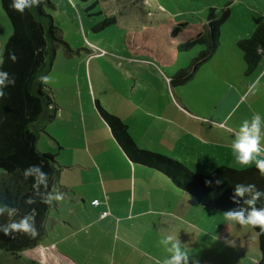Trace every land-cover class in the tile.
Here are the masks:
<instances>
[{
	"label": "rangeland",
	"instance_id": "rangeland-1",
	"mask_svg": "<svg viewBox=\"0 0 264 264\" xmlns=\"http://www.w3.org/2000/svg\"><path fill=\"white\" fill-rule=\"evenodd\" d=\"M49 1L52 6H46L45 11L52 16L69 50L62 45L57 49L45 76L49 81L44 83L58 110L45 132L39 133L40 152L57 151V147L51 149L50 139L57 134L60 146H67L55 156L58 163L65 155L77 162L75 153L82 151L76 147L85 142L91 147L98 142L101 151L112 156L109 137H113L96 108L98 103L128 124L139 148L149 140L150 150L178 159L199 173H208L219 164L238 166L231 149L212 147L218 139L221 143H225L226 136L230 139L223 126L212 122L224 120L239 128L254 113L264 116V59L247 73L236 44L251 34L257 20L264 19V0ZM225 6L230 15L220 27L219 44L212 56L194 69L199 54L209 49L208 43H197L188 50H180L179 45L199 32L206 36L210 8L220 12ZM11 32L0 5V56ZM189 73L191 78L180 82ZM254 83L256 88L251 87ZM143 125L151 126L149 133ZM111 168L116 170L118 161L114 160ZM73 171L77 175L79 169ZM141 180L147 183V175ZM89 181L85 187L93 195L99 183L93 177ZM71 201L65 195L62 201H53L45 222L46 235L38 245L16 254L0 250V264H52L55 260L59 264H137L141 254L130 231L123 233V223L117 224L119 221L111 218L103 230L110 215L96 220L103 210L96 202L92 207L89 200L84 204ZM209 212L224 213L213 209ZM106 215L102 213L101 217ZM83 222H93V226H82ZM78 228L75 236H68L69 231ZM197 236L195 232V254ZM253 236L257 238L254 231ZM155 241V237L148 239L150 244ZM142 247L160 261L166 255L153 245ZM189 256V264H197L198 257ZM199 258V264L209 262L206 256ZM248 262L246 257L233 264Z\"/></svg>",
	"mask_w": 264,
	"mask_h": 264
},
{
	"label": "trees",
	"instance_id": "trees-1",
	"mask_svg": "<svg viewBox=\"0 0 264 264\" xmlns=\"http://www.w3.org/2000/svg\"><path fill=\"white\" fill-rule=\"evenodd\" d=\"M11 4L12 0H0L1 8L12 29L4 44V63L0 70L15 77V85L3 89L6 95L0 98V204L7 203L19 210V214L11 218L14 220L32 213L38 230L35 238L21 233L5 236L0 232V250L16 254L35 247L46 235L45 222L51 207L40 202L39 197H35V204L25 203L29 196L34 195V180L32 177L25 180L23 171L30 165H41L42 170L49 174L48 190L52 191L53 186L59 189L57 181L60 166L55 154L40 152L37 149L39 133L45 132L46 124L55 119L58 110L41 77H45L51 70L57 49L61 45L67 50L69 47L60 37L52 16L45 11L46 6H52L49 0H44L42 4L38 2L31 10L26 9L23 15L14 10ZM229 15L228 6L220 12L210 8L206 36L199 32L179 45L180 50H188L197 43H208L209 49L199 54L194 69L208 60L216 50L220 27ZM236 44L243 54L246 72L250 73L264 55V22H259L249 36L237 40ZM13 51L18 57L15 63L9 59V52ZM190 78V73L185 74L180 82ZM96 108L129 160L161 172L174 186L187 192L204 207L222 212L247 207L242 199L240 204L233 202L234 188L239 183L255 184L258 189L264 191V177L260 176L254 165L247 169L218 165L208 173L195 172L178 159L137 147L127 125L120 118L109 114L98 103ZM256 206L264 207V197L257 201ZM8 222L9 217L6 214L0 216V224ZM251 228L257 235L260 251V259L255 264H264V233H261L259 228Z\"/></svg>",
	"mask_w": 264,
	"mask_h": 264
},
{
	"label": "crops",
	"instance_id": "crops-1",
	"mask_svg": "<svg viewBox=\"0 0 264 264\" xmlns=\"http://www.w3.org/2000/svg\"><path fill=\"white\" fill-rule=\"evenodd\" d=\"M259 22H264V19L260 18L254 25L256 26ZM255 26L252 28L253 30ZM263 56L260 59L261 61L264 59ZM263 69L264 65L261 71ZM212 123L223 126L227 131L228 129L238 130V127H233L224 120H213ZM150 128V125H143L142 129L146 133L150 131ZM229 133L230 139L226 136L225 143H221L218 139L214 144L211 143L212 147L223 145L232 150L231 144L234 136L231 132ZM50 139L51 149L57 147V151L52 153L59 156L60 151L66 149L67 146H60V138H57V134H54ZM113 139L109 137V143L114 153L112 156H109L105 151H101L102 149L96 141L92 147L89 142H85L84 146L79 145L76 147L77 150L82 151L75 150L77 162H72L71 159L68 160L66 155L61 156L58 159L61 165L57 162L60 166L57 181L59 189L57 190L64 193L68 201L73 200L71 201L72 204H76V202L79 204L81 201L84 204L88 200L92 207L98 204V207L103 210L98 214L96 220L102 221L110 215V221L105 223L102 227L103 230L112 222L111 218H114L116 222L119 221L117 224L123 223V233L133 235L136 241L135 248L141 254L137 264H158V262H162L168 256V253L159 241L162 236L167 234L178 235L181 243L184 244L185 250L194 258L198 257L196 259L198 260L197 264H199V260L202 261L199 258L200 255L209 259V262H205V264H233L234 261L245 260L246 257L249 261L246 264L258 262L260 259L258 240L254 238V230L250 226L242 227L236 223H229L224 219V215L210 213L209 209L211 208L197 203L191 195L174 186L169 178L161 172L129 160ZM134 142L139 147V141L134 140ZM151 143L149 140L146 141L143 144L145 145L143 146L144 149H152ZM114 160L118 161L116 170L111 168V163ZM227 165L240 168L236 165ZM73 168L79 169L77 175H75L76 172L73 171ZM144 175H147V183H143L141 180ZM90 177H93L99 183V189L93 195L85 187L90 182ZM105 183L107 186H104ZM187 195L190 196V199L186 197ZM105 212L107 215L101 217L102 213ZM86 224L93 226V222L81 223L82 226ZM79 230L80 228L69 231L68 236H75L76 231ZM195 232L198 233L197 238H200L199 242L196 238V244H198L196 254L192 244L194 243ZM151 237L156 239L153 244L148 243V239L150 240ZM145 244L163 250L166 255L160 261L159 257L146 253V249L142 247ZM221 247L225 248L220 250ZM222 256L227 258L222 259ZM53 260H55L54 256ZM55 261L52 264H59L57 260Z\"/></svg>",
	"mask_w": 264,
	"mask_h": 264
},
{
	"label": "clouds",
	"instance_id": "clouds-1",
	"mask_svg": "<svg viewBox=\"0 0 264 264\" xmlns=\"http://www.w3.org/2000/svg\"><path fill=\"white\" fill-rule=\"evenodd\" d=\"M42 4L44 0H12L11 7L23 15L25 10H31L37 3ZM9 59L15 63L18 60L16 53L9 52ZM4 60L0 56V66ZM41 80L47 83L48 77H41ZM9 85H15V77L8 72L0 70V98L6 93L3 89ZM252 88H256L254 83ZM234 136L231 144L234 162L240 168L247 169L255 166L260 176L264 177V116L254 113L250 119L242 121L238 130L228 129ZM23 177L28 180L32 177L34 180V195L29 196L25 203L28 205L37 202L35 197H39L40 202L51 205L53 201L60 202L64 199V193L59 192L53 186L52 191L48 190L49 174L42 170L41 165H30L23 171ZM264 197V191L257 188L255 184H236L233 193V202L240 204L241 199L247 207H239L225 211L224 219L229 223H236L242 227L251 226L259 228L264 233V207L258 208L257 201ZM7 215L9 222L0 224V232L5 236H11L13 233H21L31 238L38 235L35 226V216L32 213L25 214L19 220L11 219L19 214V210L10 207L7 203L0 204V216ZM168 256L158 264H189L190 256L181 243L178 235L167 234L162 236L159 241Z\"/></svg>",
	"mask_w": 264,
	"mask_h": 264
}]
</instances>
